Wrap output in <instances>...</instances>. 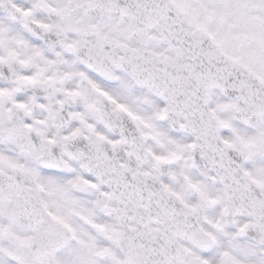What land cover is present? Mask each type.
I'll list each match as a JSON object with an SVG mask.
<instances>
[{
    "label": "snow or ice",
    "instance_id": "obj_1",
    "mask_svg": "<svg viewBox=\"0 0 264 264\" xmlns=\"http://www.w3.org/2000/svg\"><path fill=\"white\" fill-rule=\"evenodd\" d=\"M0 264H264V0H0Z\"/></svg>",
    "mask_w": 264,
    "mask_h": 264
}]
</instances>
